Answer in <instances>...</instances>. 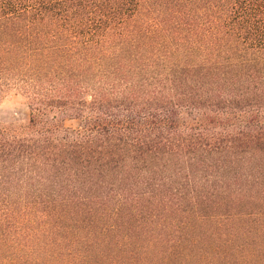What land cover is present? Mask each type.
Returning a JSON list of instances; mask_svg holds the SVG:
<instances>
[{
	"label": "trees",
	"instance_id": "16d2710c",
	"mask_svg": "<svg viewBox=\"0 0 264 264\" xmlns=\"http://www.w3.org/2000/svg\"><path fill=\"white\" fill-rule=\"evenodd\" d=\"M13 91L0 264H264V0H0Z\"/></svg>",
	"mask_w": 264,
	"mask_h": 264
},
{
	"label": "rangeland",
	"instance_id": "374dc122",
	"mask_svg": "<svg viewBox=\"0 0 264 264\" xmlns=\"http://www.w3.org/2000/svg\"><path fill=\"white\" fill-rule=\"evenodd\" d=\"M30 119V110L23 97L16 91L8 96L0 104V125H24ZM67 127L79 128L82 121L79 119H68L65 121Z\"/></svg>",
	"mask_w": 264,
	"mask_h": 264
}]
</instances>
